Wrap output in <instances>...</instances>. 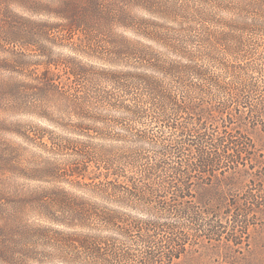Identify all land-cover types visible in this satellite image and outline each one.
I'll use <instances>...</instances> for the list:
<instances>
[{
	"label": "trees",
	"instance_id": "trees-1",
	"mask_svg": "<svg viewBox=\"0 0 264 264\" xmlns=\"http://www.w3.org/2000/svg\"><path fill=\"white\" fill-rule=\"evenodd\" d=\"M252 130L264 0H0V264H177L241 239Z\"/></svg>",
	"mask_w": 264,
	"mask_h": 264
},
{
	"label": "rangeland",
	"instance_id": "rangeland-1",
	"mask_svg": "<svg viewBox=\"0 0 264 264\" xmlns=\"http://www.w3.org/2000/svg\"><path fill=\"white\" fill-rule=\"evenodd\" d=\"M134 13L138 16H143L138 11ZM42 19L45 20L46 18ZM57 52L63 55L69 53L67 49L57 50ZM81 60L85 61L86 59L83 58ZM4 117L8 122L32 125L39 131L47 129L59 135L63 134V131L60 129L49 125V123L43 119L35 116L8 113ZM54 118H56V116H54ZM249 135L256 148L259 149V152L255 153V161H257L255 165H261L262 170L256 171L254 169L250 172L248 177V192L251 193V195H258L259 200L257 204L255 203L253 206L250 205L247 207L249 208V223L251 224L245 232V236L233 241L225 237L216 241L214 245H203L200 248L190 249L177 264H264V194L261 192V190H264V133L252 130L249 131ZM6 138L21 143L12 136H6ZM23 146L27 149V153L29 154H35L43 158L51 156L38 147L25 144H23ZM28 156L31 155H25V157ZM52 157H55V160L62 159V157L55 155ZM259 189L260 192H257Z\"/></svg>",
	"mask_w": 264,
	"mask_h": 264
},
{
	"label": "clouds",
	"instance_id": "clouds-1",
	"mask_svg": "<svg viewBox=\"0 0 264 264\" xmlns=\"http://www.w3.org/2000/svg\"><path fill=\"white\" fill-rule=\"evenodd\" d=\"M176 222H177V223H180L181 221H179V219H177ZM135 248H136V249H139L140 252L142 253V252H143V249H144V245L137 243L136 246H135ZM134 250H135V249H134Z\"/></svg>",
	"mask_w": 264,
	"mask_h": 264
}]
</instances>
